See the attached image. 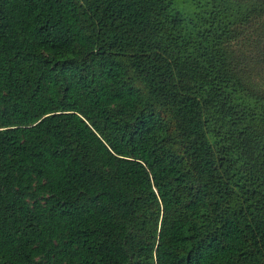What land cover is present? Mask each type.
<instances>
[{
    "label": "trees",
    "instance_id": "1",
    "mask_svg": "<svg viewBox=\"0 0 264 264\" xmlns=\"http://www.w3.org/2000/svg\"><path fill=\"white\" fill-rule=\"evenodd\" d=\"M254 65L264 0H0V264H264Z\"/></svg>",
    "mask_w": 264,
    "mask_h": 264
},
{
    "label": "rangeland",
    "instance_id": "2",
    "mask_svg": "<svg viewBox=\"0 0 264 264\" xmlns=\"http://www.w3.org/2000/svg\"><path fill=\"white\" fill-rule=\"evenodd\" d=\"M260 27V26H259ZM255 31H252L248 37H245L244 40L237 41L238 49L249 58V60L254 61L256 56V50L261 43L260 40L254 38ZM248 38V39H246ZM254 68L257 70V75L253 77L251 84L254 88L264 90V71L259 67L254 65Z\"/></svg>",
    "mask_w": 264,
    "mask_h": 264
}]
</instances>
